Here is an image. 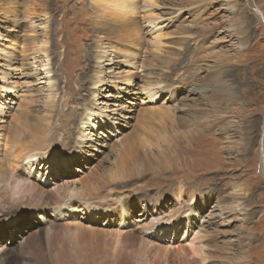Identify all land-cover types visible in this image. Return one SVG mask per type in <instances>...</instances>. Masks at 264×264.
Here are the masks:
<instances>
[{
    "label": "rangeland",
    "instance_id": "obj_1",
    "mask_svg": "<svg viewBox=\"0 0 264 264\" xmlns=\"http://www.w3.org/2000/svg\"><path fill=\"white\" fill-rule=\"evenodd\" d=\"M144 1H137L141 2L138 5L141 16L149 10L153 11L150 16L155 14V18L161 19L157 21L158 28L145 24V29L157 31L164 28L166 37L162 39V53L167 52V56H163L165 60L153 59L150 43L153 35L147 36L144 48L135 57L136 60L123 62L121 58L113 56L112 62L105 66V75L112 80L110 84L103 82L96 88L92 87L88 84L91 75L86 73L88 92L78 89L79 92L74 94L76 81L68 80L65 71L69 70L67 68L71 66L70 63L78 62L80 54H85L81 46H88L92 42L93 35L89 30L96 23L92 21V13L88 9L89 1L10 0L8 3L7 0H0V50L9 41L8 36L12 37L20 30L13 28V21L21 19V27L24 26L23 12L28 2L29 6L42 4L50 13L47 28L51 34L48 45L52 56V61L45 68L50 69L48 75H45L42 68H39L40 63L33 61L34 56H31L30 77L23 74L28 71L26 66L24 70L18 67L12 74L10 86L5 87L7 83L0 80V168H6L5 153L12 147L8 140L10 136L12 138L18 131L25 139L33 134L37 135L34 126L42 122H49L55 128L49 135L52 147L65 139L67 142L69 138L80 143L77 147L69 148L77 157L75 165L71 163V158L62 153L57 154L59 151H56L53 158H34L36 162L31 172L26 166L17 168L16 178L25 174L41 196L37 195L29 203L26 202L28 197L24 198V202L7 197L9 200L0 205L1 215L9 205L20 208L24 213L22 217L12 215L11 225H15L18 220L21 223L20 229L16 228V233L11 238L7 234L4 240L2 236L6 234L1 230L0 245L5 243L14 247L23 236L42 228L44 236H47V232L50 234L49 241L45 237V247L51 253L53 264H72L75 263V258L84 257L90 263H93V259L97 262L101 259L100 264H140V254L137 252L146 239L161 246L158 247L160 250L163 247L162 250L166 249L164 251L168 253L183 251L184 247L189 248V243L194 245V242H201L199 245H204L203 249L210 255V260L204 264H264V2L154 0L159 7L144 10ZM9 6L18 9L20 15L13 17L5 13L4 10ZM35 22L38 37L42 40L40 35L45 31L43 23L41 24L43 21L36 19ZM76 41L78 42L75 43ZM178 41H181L180 46L174 44ZM67 50L68 55L63 62L62 52ZM134 62L136 66H131ZM76 67L73 66L70 73L74 78L81 70L75 69ZM84 67L88 69V66ZM128 71L131 73L128 74ZM127 75L133 77V83L129 87L122 81ZM160 77L166 79L164 81L167 83L179 85L177 96L173 100H170L172 98L166 92L151 99L142 92L144 86L156 84L154 81ZM47 78H53L55 82H48ZM53 86L58 95L55 103L51 104L54 106L52 110L48 104L52 103L49 95ZM198 87L206 89L205 98L193 93ZM104 89H107V93ZM160 89L157 88V91ZM95 90L96 97L91 98L90 92ZM215 90L220 93H213ZM102 99H105L106 103L103 102L106 105L100 106L99 101ZM89 103L102 110L104 123H100L98 118L94 119L92 125L96 124V127L89 129L87 125L81 138L77 132L82 127L80 118L85 115L86 110L82 104ZM145 109L149 112H162L160 115L165 123L164 120L159 122L152 117L143 120L141 124L142 118H145ZM170 117L180 121L176 123L178 127L175 125V134ZM206 126L212 129L208 130ZM244 127H249V130ZM158 130H162L161 135ZM190 130L198 135H191L190 138L186 135ZM200 132L202 137L198 139ZM165 138H169L170 142ZM203 138L209 141L203 142ZM25 139L21 141L26 143ZM142 141H147L148 145ZM160 143L163 150L159 147ZM203 143L210 146L204 145L202 149L196 146H203ZM146 146L150 148L147 149ZM204 151L213 153L205 154ZM92 170L98 172L101 182L107 185L101 189L96 203L111 206L110 210H115V201L123 200L135 213L130 224L123 223L113 214L114 211L107 212L106 215L97 212V219H79L80 213H68V209L54 210V202H59L57 190H60V186L68 184L71 189L75 186L78 188L80 180L87 178V173ZM117 172L118 180L111 181V177ZM2 173L0 170V175ZM110 188L116 191H110ZM0 189L4 190L1 185ZM189 192L203 200L205 206L191 219L189 230L185 226L188 219L182 215L177 225L181 230L176 233L169 231L167 217L178 210L187 211L192 205ZM106 195L111 198H104ZM140 203L157 205L155 211L150 205L147 206L146 214L149 213V218L146 221L140 216L143 210ZM152 219H155V224L158 223L156 227L162 229L160 236L150 234V230L143 227ZM55 222L63 223L64 227L68 225L72 231L65 232L62 225L59 226L61 230ZM52 225L57 228H49ZM13 229L11 226V230ZM76 229L81 230L80 239L86 238V243L75 239L67 241ZM115 229L123 232V246L115 254L109 255L107 241L111 238L106 233H112ZM89 234L97 237L96 244H89ZM195 237L199 240H194ZM80 242L83 245L85 243L84 246L88 249L85 247L79 253L77 244L80 246ZM100 245L101 248H98ZM57 252H60L59 256ZM152 254L157 258L160 256L156 249ZM173 261L170 260L169 264H174ZM152 262L159 261L152 260L148 264H153Z\"/></svg>",
    "mask_w": 264,
    "mask_h": 264
},
{
    "label": "bare ground",
    "instance_id": "obj_2",
    "mask_svg": "<svg viewBox=\"0 0 264 264\" xmlns=\"http://www.w3.org/2000/svg\"><path fill=\"white\" fill-rule=\"evenodd\" d=\"M7 1H8V3H10V0H7ZM88 1H89L88 9L92 13V21L94 23H96V25L91 27L92 29L89 30L90 33L93 35L92 42L88 46L84 45V44H83V46H81V49L84 51L85 54H83L82 56L80 54L78 62L75 64H73L74 62L70 63L71 66H69V67L67 66L68 67L67 69H69V70L65 71V73L67 75L66 78L68 80L70 79L71 82H72V80L76 81L75 82L76 86L73 84L75 86L74 90H73L74 94L79 92L78 89H80V90L82 89L81 90L82 92H84V91H86V93L88 92L89 89L86 88L87 83H85V81L87 79L86 73H88V75H91V76H89L90 78L88 80V82H89L88 84H90V86H92V87L96 88L99 84H102L103 82L107 85L110 84V82L112 80L105 75V73L107 72L106 71L107 69L105 70V66L109 65L112 62L113 56L116 59L121 58L123 60V62H127V60H130V61L136 60L135 57L138 56V54L144 48L143 45L147 40V36L149 37V36L153 35V40L150 42V43H152L151 56L153 57V59L159 58L161 60H165L163 58V56H167V52L162 53L163 49H164L162 39L164 37H166V35L164 34V28L163 27L159 28V30H157V31L154 30L155 28L159 27V23H157V21L160 18H155L154 17L155 14L153 16H150V15H152L151 13H153L152 10H150L152 12H149V10L147 9L148 13H146L144 11L147 15L144 13L141 16V12L138 9V5L141 2L137 3L138 0H88ZM263 2H264V0H263ZM82 3L85 4L84 1H82ZM10 5H12V4H10ZM25 6H26L25 11L23 12L24 13L23 19L25 20L24 26L21 27L22 26V24H20L21 19L16 18L17 21H16V19L13 21V28L16 30L17 29H20V30H18V32L12 37L8 36L9 41L4 43L2 45L1 50H0V58H1L0 80H3L5 82V84L7 83V85L4 84L5 87L10 86V84H11L10 80L13 77L12 74L14 72H16L18 67H20L22 70H24V68L27 66L28 71L23 73V74H25L26 76H29V77L32 75V67L30 65L31 56H34V57H32L33 61H38L40 63L39 68H42V71L45 73V75L50 74V69H45L46 67L49 66V62L52 58L51 47H49V45H48L49 41L51 40L50 39L51 34L47 28V23L49 22V19H50V13H49V11L46 10L47 8H45V6L42 4L41 5L35 4L34 6H29L28 2H27V5H25ZM155 6H156V8L159 7L158 5H156V1L145 0L143 9L145 10L146 8H153ZM4 12L9 13V15L13 16V17H18V15H20L19 10L15 9V8L12 9L11 6L7 7V9L4 10ZM87 12H88V10H87ZM36 19H42L43 22H41V24L43 23V25L45 27V28H43L45 31H43V34L40 35L43 38L42 40L38 37V34H37V30H38L37 27L38 26L36 25V22H35ZM145 24L148 26L152 25L154 29H151V30L145 29V28H147V26ZM64 31H65V29H64ZM147 34H149V35H147ZM149 40H151V38ZM77 42L78 41H76L75 43H77ZM180 42L181 41H178V43H174V44H176L178 46L180 44ZM78 47L79 46H77V48ZM67 52H68V50L66 52L65 51L62 52L63 62H64V59L66 58V56L68 55ZM63 62H62V64H63ZM87 63L89 65H87ZM135 63L136 62H134V64H131V66H136ZM65 64H66V62L64 63V65ZM73 66H77L75 69H79V68L81 69V70H79L80 72L76 78H74L70 75V73L72 71L71 68ZM84 66H88V69H87V67H84ZM63 67H65V66H63ZM35 70H38V69H35ZM165 70H167V69H165ZM42 71L40 70V73ZM129 72L130 71H128V74H129ZM131 78H133V77H130L127 75V78L123 79L122 81L126 82V84H128V87H129V85H132V83H133ZM147 78H149V77H147ZM113 80H114V78H113ZM119 80H120V77H119ZM164 80H166V79H163L162 77L157 78L156 81H154L157 85L150 83L146 87L145 86L143 87L142 92H144L145 95H147V97L150 99L156 97L161 92H163V93L166 92L170 95V98H172L170 100H173L177 96V92L179 90V85L173 84V83H167ZM47 81L48 82L53 81V78H47ZM222 81H225V80H222ZM53 82H55V80ZM200 82H202V80ZM67 84H68V81L64 84V88H65V86H67ZM193 84H195V83H193ZM54 86H55V84H54ZM54 86L50 88V95H49V100H51L52 103L48 104V106L52 110H53L54 106L51 104L55 103V101L57 99V95H58ZM11 88L13 89L12 86H11ZM157 88H161V89L157 91ZM213 89H214V87H213ZM225 89H226V87H225ZM96 90L90 92L91 98L96 97ZM208 90H210V89H208ZM103 91L105 93H107L106 92L107 89H104ZM206 92L207 91L205 88H199V87L193 91V93H196L201 98H205ZM215 92H217V91L215 90L213 93H215ZM220 92H222V91L220 90ZM219 93L217 92V95ZM225 94H224V98L226 97V99H227V96ZM230 95H228V96H230ZM211 96H214V95H211ZM108 97H109V95L107 94L106 98H108ZM71 101H73V98H71ZM103 101L105 102V99H102L101 102L99 101L100 106L106 105L105 104L106 102L104 103ZM90 103L88 105L82 104V107L85 108L86 110H85V115L80 118L82 127L77 132L78 137H81L80 136L81 134L84 136V133L86 132L87 128L93 129L96 127V124L92 125L94 119L97 120V118H98L100 123H104V119H103L104 113L102 112V110L98 109L97 106L94 107L93 104H90ZM69 107H72V106H69ZM195 110L196 109H194V111ZM143 112H145V118H142V121L140 122L141 124H143V122H144L143 120H146L147 118L150 119L152 117L159 120V122L164 120L163 118H161V115L163 114L162 112L155 111V110H153L152 112H149L146 109ZM164 115H166V114H164ZM163 117H165V116H163ZM170 118H171L170 120L173 122L172 127L174 129L173 133L175 134L177 132L176 131L177 128L175 127V125L178 127L177 124L180 123V121L178 118H174V117H170ZM48 123L49 122H46L44 124L42 122L40 125L37 124L36 126H34L35 130L37 129V135L33 134L31 136H28L27 139L23 138L19 131L16 132L12 136V138L10 136V139H8V140H10V144H12V147H10V150L7 149L8 151L6 150V153H5L6 165L4 167H6V168H0L1 173L3 172L0 175V185L2 186V188H4V190L0 189V201H1L0 205H2L4 202L6 203V200H9L8 198H12L13 200L18 201V202H24V198L28 197V200L26 202L29 203V202L33 201V199L37 195H39V197L41 196L40 192L35 190V186L33 185V183L30 181V179H28V177L25 174H24V176L21 175V176H18L16 178L15 172L17 171V168L19 166H26L27 168H29L28 169L29 172H31L33 169V166L35 165L34 162H36L33 160L34 158H40V159H44V158H48V157L53 158L52 155H55L56 151H59L57 154L62 153L64 155H66L68 158H71L70 161L72 164L75 165V163H77L76 162L77 157H75V152L70 151L69 148L77 147L80 143H78V141H76L73 138H69L67 142H66V139L63 141L61 140L62 141L61 143H56V145L54 144L55 146L52 147L51 145L53 144V142L51 141V138L49 137V135L51 134V132H53L55 130V128H52L50 126V124H48ZM164 123H165V120H164ZM87 125L89 127L86 128ZM181 128H185V127L181 126ZM205 128H207L208 130L212 129V127L208 128V126H206ZM246 128H248V130H249V127H244V129H246ZM158 132L161 135L162 130H160V131L158 130ZM195 134L196 133L195 132L193 133L191 130L186 132V135L189 136L190 138H191V135H195ZM197 135L198 134H196L195 136H197ZM201 137H202V134L200 132L198 139ZM21 139H23V140L25 139L26 143H23L21 141ZM165 139H167V142H170L169 138H165ZM205 140L206 139H204L203 142H205ZM206 141H209V140H206ZM142 142L144 144H147V141H142ZM8 143L9 142H7V144ZM204 145L205 146L207 145V147L210 146V144H205V143H203V146L196 144V146H199L201 149H202V147H204ZM159 147L162 148V150H163L161 143L159 144ZM146 148L149 149L150 147L146 146ZM75 150H76V148H75ZM69 151H70V153H69ZM191 151L194 152V149L191 148ZM206 152H208L209 154L213 153L212 151H204L205 154H206ZM189 155H190V153H189ZM247 155H249V154H247ZM78 160H79V158H78ZM213 162H215V161H213ZM55 163L56 162H54V164ZM51 168H53V166H51ZM97 173L98 172H96L95 170L89 171V173H87L88 174L87 178H83L80 180V185L78 188L75 186L76 188L74 187V189L73 188L71 189L69 187V185L66 184V185H63V187L60 186V188H59L60 190H57L58 187L56 186L57 187L56 190L58 191V195H57L58 199L57 200L59 202H54L55 203L54 204V207H55L54 210L59 211L62 209H68L69 210V212L67 211L68 213H73V214L75 212L80 213L79 219H89V218L97 219V217H96L97 212H102L106 215L107 212L114 211L113 214L116 215L120 220H122L123 223L130 224V222H132V219L134 218L135 213L129 207L130 205H127V203H125L123 200H118V201L114 200L115 204H117V206L115 207V210H110V208H112L111 206H106L104 204L102 205V204L96 203L97 199L100 197L99 193L101 192V189L103 187H107L106 183L104 185L101 182V179H100L101 175H99ZM118 174H119V172L115 173L111 177V181H113L114 179L118 180V178H117ZM123 179L125 180L124 177H123ZM110 189H109L110 191H116L115 189H112V188H110ZM59 191H61V192H59ZM108 195H109V193H108ZM108 195H106L104 198H111ZM188 196H189L190 202L192 203L190 208H188L187 211H183V210L179 211L178 210L175 214L170 213L172 216L167 217V219H169L168 220L169 226H170L169 231H175V233H176V232L181 230L180 227H178L177 225H178V222L180 221L179 219L182 215L188 219V222H185V223H187V225L185 224V226L187 228L186 230H189L191 228V225H190L191 219L196 216V214L199 212V210H200V208H202V206H205L204 205L205 202L203 200L198 199L194 195L193 192H189ZM95 199H96V201H94ZM37 202L38 201H36V203ZM42 204L43 203H41V205ZM149 205L146 203H144V204L140 203V205H139V206L143 207V210H142V213L140 214V216L144 219V221H146L149 218V213L146 214L147 206H149ZM46 206H47V204H46ZM102 206H105L108 209H103L104 207H102ZM156 206L157 205H154V206L152 204L150 205L151 209L154 211H155ZM191 211H194V212L192 214H188ZM12 215L22 217L24 215V213L21 212L20 208H16L15 206H10V205L8 208H6L5 211H2V215L0 217V232L2 230V232H4L3 234H6V235L2 236V240H4L6 238L7 234H10V238H11V236H14V234L16 233V231H15L16 228L20 229L21 223L19 224L18 220L15 221V222H17L15 225H11L12 224L11 223ZM157 221H158V219H157ZM158 222H160V220ZM55 223L58 225V227L61 225H62V227H64L63 223H60V222H55ZM51 224H52V222H51ZM156 225L158 226V223L155 224V219H152L150 223L147 222V224H145L143 227L145 228V230H147V229L150 230V234H152V235L157 234L158 236H160L162 229H158L156 227ZM11 226H12V228H14L13 230H11ZM54 226L55 225H52L51 227L48 226V227L53 229ZM55 227L57 228V226H55ZM45 228H47V227H45ZM64 231L70 233L72 231V229L67 225L64 227ZM80 231L77 229L75 231L73 230V233H71V235H69V236H71V238L67 239V241L71 242L75 239L78 241H85V243H86V238H84L83 240L80 239V237H81ZM88 232H90V231H88ZM85 234H87V232ZM99 234L100 233H98V235ZM106 234H107V236L109 235V237L111 238L110 241H107L108 242L107 245L109 248V250L107 249L108 250L107 254H109V255H111L112 253L115 254L120 249L119 247L123 246V243L121 241V236H122L123 232L120 230H116V231H113L112 233L107 232ZM96 235H97V232H96ZM102 235H104V233ZM186 235H188V234H186ZM170 236L173 237V235H170ZM45 237H47V240L49 241L50 234H49V232H47V236H44V231L41 228V229L33 230L28 236H23L21 238L20 243H18L14 247H9V246L5 245V243L0 245V264H53L52 259L50 257L51 253L49 254V252L46 250L48 248L45 247V244H47V243H45L46 242ZM87 237H90V239L88 238V240H89L88 242L90 245L96 244L97 237L95 235L89 234V236H87ZM196 237H197V235H196ZM196 237L194 238V240L198 241L199 239H197L198 237L197 238ZM98 238L101 239V236H99ZM184 241H186V239H184ZM85 243H84V245H85ZM199 244H196V242H194V245L189 243L188 244L189 248L185 249V247H184L183 251H181V250L177 251L176 250V253L170 252V251H169L170 253H168V251H164L166 249L162 250L163 247L160 250V248H158V247H161V246L157 245L156 243L152 242L149 239L148 240L146 239V241H143L141 243L142 246L140 245L139 251L137 252L138 254H140L138 257L139 258L138 262H140V264H148L149 261L156 260L159 262H154V263L152 262V263L153 264H169V261L173 259L174 264H204V263H207L210 260V257H209L210 255L203 249L204 245H202L203 247H201V245H199ZM84 245L81 244V242H80V246L77 244V246L80 248L79 253L86 247ZM102 245H100L98 248H101ZM62 247H64V246H62ZM182 248H183V246H182ZM206 248H207V246H206ZM86 249H88V248L86 247ZM152 249L153 250L156 249L157 252L158 251L160 252V256H158V258H157V256L156 257L154 256L155 254H152L153 253ZM169 249L171 250V246ZM92 250H93V248H92ZM96 250L99 251L98 249H96ZM96 250H95V253H96ZM57 253L59 256L60 252H57ZM76 253H78V252H76ZM150 254H152V255H150ZM171 255H173V256L171 257ZM58 256H55V257H58ZM84 256H88V255H84ZM105 256H107V255H105ZM70 257H71V255H70ZM109 257H111V256H109ZM84 259H85V257L83 259H76L75 258V260H76L75 263H77V264H94L95 263L94 261H96L93 259V263H90ZM88 260H89V258H88ZM100 262H101V259H100ZM100 262H99V264H100ZM75 263H72V264H75Z\"/></svg>",
    "mask_w": 264,
    "mask_h": 264
},
{
    "label": "water",
    "instance_id": "obj_3",
    "mask_svg": "<svg viewBox=\"0 0 264 264\" xmlns=\"http://www.w3.org/2000/svg\"><path fill=\"white\" fill-rule=\"evenodd\" d=\"M262 19H263V21H264V18H263V16H262Z\"/></svg>",
    "mask_w": 264,
    "mask_h": 264
}]
</instances>
